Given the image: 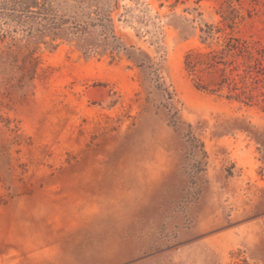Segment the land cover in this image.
Listing matches in <instances>:
<instances>
[{
	"label": "rangeland",
	"instance_id": "374dc122",
	"mask_svg": "<svg viewBox=\"0 0 264 264\" xmlns=\"http://www.w3.org/2000/svg\"><path fill=\"white\" fill-rule=\"evenodd\" d=\"M0 264H264V0H0Z\"/></svg>",
	"mask_w": 264,
	"mask_h": 264
}]
</instances>
